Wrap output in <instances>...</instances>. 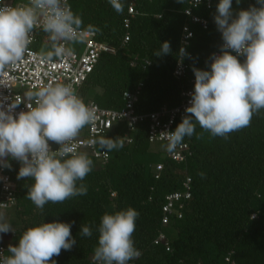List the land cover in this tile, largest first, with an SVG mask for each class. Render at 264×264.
<instances>
[{
  "label": "trees",
  "instance_id": "1",
  "mask_svg": "<svg viewBox=\"0 0 264 264\" xmlns=\"http://www.w3.org/2000/svg\"><path fill=\"white\" fill-rule=\"evenodd\" d=\"M121 2L124 5L122 14L105 0L70 2L72 12L82 19L81 30H88L89 25L99 29L94 32L96 40L116 50L114 55L100 56L81 87L80 97L93 101L102 109L119 110L124 106V93L133 92L141 85L135 105L137 115L155 112L162 106H177L181 83L172 77V71L182 29L187 26L193 33L186 49L191 58L186 63L188 77H194L192 68L208 70L211 56L220 51L221 40L212 24L219 0H202L196 8L189 5L188 0L182 3L178 0H136L137 15L128 30L123 28V19L129 3ZM250 6L259 7L256 0H240L239 4L232 0L234 16ZM187 10L206 19L208 28L202 30L192 24L184 14ZM127 33L129 42L123 45ZM164 42H169L171 53L156 57L154 54ZM45 45L36 44L34 49L40 52ZM133 58L139 59L135 68L129 66ZM143 60L150 62L144 69ZM97 89L100 93L90 95ZM147 128V123L140 124L132 134V143L126 145L122 141L126 127L124 124L115 127L106 138L120 141L123 147L107 152L106 164L87 154L93 161L92 171L83 181L77 182L78 186L80 183L86 185L87 194L63 203L49 202L42 212L26 198L34 181L17 179L18 161L9 157L0 163L15 187L16 205L11 210L14 223L20 229L16 231L18 239L13 242L14 246L30 227L42 223H68L76 244L71 250H62L53 260L56 264H93L102 216L130 207L139 213L132 237L139 256L129 261L130 264H227L225 258L229 254L234 264H264V109L253 115L250 126L230 133L227 139L213 138L207 132L197 139L202 132L197 125L194 135L183 140L188 146L183 164L167 160L163 151L151 146L147 142ZM157 164L163 167L156 180L152 167ZM200 173L204 174L203 178ZM186 178L191 181V197L182 202V218H171L169 224L162 227L164 199L167 195L182 193ZM83 226L90 227L91 237L81 235ZM159 233L168 239V252L163 245L154 244Z\"/></svg>",
  "mask_w": 264,
  "mask_h": 264
},
{
  "label": "clouds",
  "instance_id": "2",
  "mask_svg": "<svg viewBox=\"0 0 264 264\" xmlns=\"http://www.w3.org/2000/svg\"><path fill=\"white\" fill-rule=\"evenodd\" d=\"M108 3L118 14L123 13L121 0ZM200 3L194 0V7ZM256 3L259 7L250 6L234 16L232 0H219L214 22L222 35L221 54L211 56L210 70L192 68L195 84L186 115L174 131L158 135L167 141L165 150L169 154L185 137L194 135L197 125L202 129L197 139L204 132L227 139L230 133L250 126L253 115L264 109V0ZM82 27L81 17L72 12L68 0H27L23 5L0 6V74L23 61L37 29L46 34L48 41L39 58L49 64L67 60L73 55L68 45L82 37ZM88 31L99 29L89 25ZM170 53L169 42H164L154 55ZM180 54L188 55L184 49ZM238 57H243V62ZM28 96L35 106L18 117L11 114L16 104L7 111L0 110V163L10 157L21 164L17 179L34 181L26 198L42 212L49 202L63 203L87 194L86 185L78 186L77 182L92 171L93 161L78 150L76 141L86 127L94 125L96 114L68 84L49 83ZM53 143L59 146L55 151ZM89 143L105 152L123 147L112 138L92 139ZM4 207L6 204L0 203V208ZM138 215L129 207L102 216L98 246L94 248L98 264H128L139 256L132 238ZM9 232H13L12 226L0 212V233ZM80 233L92 236L88 226L81 227ZM75 244L71 224L42 223L28 228L16 246L10 245V255L0 252V264H56L53 257Z\"/></svg>",
  "mask_w": 264,
  "mask_h": 264
},
{
  "label": "built area",
  "instance_id": "3",
  "mask_svg": "<svg viewBox=\"0 0 264 264\" xmlns=\"http://www.w3.org/2000/svg\"><path fill=\"white\" fill-rule=\"evenodd\" d=\"M72 0H68L70 2ZM108 2V0H105ZM129 5L127 7V16L123 19V28L128 30L131 20L137 15L135 11L136 0H126ZM189 5L194 7V0H188ZM27 0H0V6H18L26 3ZM202 2V0H201ZM201 4V3H200ZM207 7L210 5L209 1L206 2ZM196 8V7H194ZM192 24L200 26L202 30L208 28L209 22L197 16L192 15L190 10L184 12ZM217 35L220 37L221 45L222 35L217 30ZM82 37L77 41L81 42V47L77 53H73L67 60L56 61L54 64H49L42 61L39 58V52L34 49V46L38 43L47 44L46 34L37 29L33 34L32 43L28 46L29 51L25 55L22 62L6 70L3 74H0V110L7 111L9 106L16 104L12 109L11 114L14 117H18L19 113L26 112L30 107H34V102L28 96L29 92L38 90L41 87L48 85L49 83H59L71 85L78 96L83 83L86 81L88 75H90L97 65L99 58L102 54L114 55L116 50L114 47L98 42L94 32L88 30H81ZM193 38V33L187 26L183 27L180 37V47L178 51V57L175 62L172 77L180 85V103L173 107L168 108L166 106L160 107L157 111L148 114L135 113V105L138 101L141 85H139L133 92L124 93V106L119 110L102 109L98 107L93 101H87L82 98L83 102L95 109L96 120L94 125L86 127L77 138L78 150L89 154L94 159L98 160L101 164H106L109 160L107 152L101 150L98 145L92 146L89 141L92 139L106 138L111 134L113 129L121 124L126 127V132L122 136V141L126 145H130L133 141L132 134L137 132V128L142 123H147V142L151 146H161L164 148L162 155L176 164H183L186 161L188 155L187 144H181L178 146L173 154H169L165 150L166 140L158 136L160 133L168 131H174V127L177 123L182 122V118L186 115L185 109L190 106L189 101L191 99L190 94L194 91L195 76L188 77V64L187 59L191 58V55L187 53L186 49L190 40ZM129 42L128 33L123 38V45ZM221 47V46H220ZM184 49L188 55L181 56L180 50ZM220 55L218 51L214 53ZM235 55V53H233ZM242 57H238L240 60ZM138 58H133L129 62L131 68H135L138 65ZM143 69L150 65L148 60L142 61ZM210 70V67L208 68ZM185 83V85H184ZM81 98V97H80ZM58 145L51 144V148L55 151L58 149ZM162 164L153 165L152 171L154 179H159L162 171ZM190 179L186 178L182 183V193H173L167 195L164 199L162 206V218L161 225L166 227L171 218L176 217L180 220L182 218V202H186L190 199ZM0 203L6 204V207L0 208L2 211H8L15 207V187L11 182L8 175L4 170L0 168ZM254 216L252 217V219ZM155 245H163L168 252L169 242L163 233H159L154 241ZM14 246V245H11ZM0 252H3L4 256L9 255L8 248L0 244ZM229 254L225 258V263L234 264ZM93 264L98 262L93 258L91 260ZM130 264V263H128Z\"/></svg>",
  "mask_w": 264,
  "mask_h": 264
},
{
  "label": "rangeland",
  "instance_id": "4",
  "mask_svg": "<svg viewBox=\"0 0 264 264\" xmlns=\"http://www.w3.org/2000/svg\"><path fill=\"white\" fill-rule=\"evenodd\" d=\"M68 47H70L73 50V53H77V51L79 50V48L81 47V42L80 41H76L74 43H71L68 45ZM94 93H100V90H95L93 91L90 95H93ZM157 150L159 151H164L161 150L162 148H159L158 146H154ZM153 149V150H156ZM19 166L21 167V164L18 162ZM0 212L4 213L5 216V221L10 223L13 229V232H9V233H0V243L4 244L5 247L9 248L10 245H14L13 242L17 241L18 239V234H16V231L20 229V226L16 225L14 223L15 221V217H14V211L13 210H8V211H2L0 210ZM173 235H170V238H172Z\"/></svg>",
  "mask_w": 264,
  "mask_h": 264
},
{
  "label": "crops",
  "instance_id": "5",
  "mask_svg": "<svg viewBox=\"0 0 264 264\" xmlns=\"http://www.w3.org/2000/svg\"><path fill=\"white\" fill-rule=\"evenodd\" d=\"M17 1V0H16ZM39 44V43H38ZM42 44V43H41Z\"/></svg>",
  "mask_w": 264,
  "mask_h": 264
}]
</instances>
